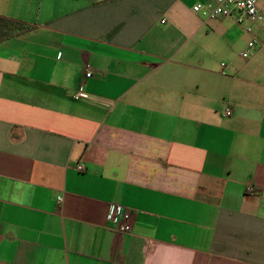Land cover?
<instances>
[{
	"label": "crops",
	"instance_id": "1",
	"mask_svg": "<svg viewBox=\"0 0 264 264\" xmlns=\"http://www.w3.org/2000/svg\"><path fill=\"white\" fill-rule=\"evenodd\" d=\"M206 1L0 0V264H264V81Z\"/></svg>",
	"mask_w": 264,
	"mask_h": 264
},
{
	"label": "built area",
	"instance_id": "2",
	"mask_svg": "<svg viewBox=\"0 0 264 264\" xmlns=\"http://www.w3.org/2000/svg\"><path fill=\"white\" fill-rule=\"evenodd\" d=\"M193 11L200 15L206 22L220 18H231L237 24L243 26L245 30L252 34L251 40L247 43L245 49L240 52V57L244 61H249L255 52L259 50L263 42L260 40L256 27L259 32L264 34V0H209L198 2L193 6ZM222 67L227 68L226 63ZM86 77L92 75V69L87 67ZM86 96L85 93H77L76 97ZM225 116L231 115V109L228 108ZM84 165L80 164L78 170H83ZM250 192L254 191L249 187ZM63 198L59 197V201ZM135 210L124 204L110 203L107 220L110 228L117 234H130L134 229Z\"/></svg>",
	"mask_w": 264,
	"mask_h": 264
},
{
	"label": "rangeland",
	"instance_id": "3",
	"mask_svg": "<svg viewBox=\"0 0 264 264\" xmlns=\"http://www.w3.org/2000/svg\"><path fill=\"white\" fill-rule=\"evenodd\" d=\"M236 29L240 31H245V28L239 24H236ZM260 39L261 41L264 42V35H261ZM247 42H248V37L247 35L244 34L241 37V39L238 41V43H236L233 48L229 49L228 55L231 58L235 57V59L237 60V64L239 66H243V65L247 66L246 71H251L255 73V78H258L259 80L264 81V43H263V46L255 52L251 61L246 63L240 57V52L243 50ZM223 60L227 62V59L217 56V59H215L214 62L212 63L213 68L214 69L220 68L221 70L220 63Z\"/></svg>",
	"mask_w": 264,
	"mask_h": 264
},
{
	"label": "trees",
	"instance_id": "4",
	"mask_svg": "<svg viewBox=\"0 0 264 264\" xmlns=\"http://www.w3.org/2000/svg\"><path fill=\"white\" fill-rule=\"evenodd\" d=\"M24 23L0 15V41L10 38L14 33L27 29Z\"/></svg>",
	"mask_w": 264,
	"mask_h": 264
}]
</instances>
